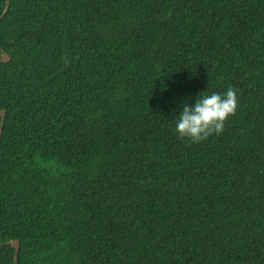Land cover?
<instances>
[{
  "label": "trees",
  "instance_id": "1",
  "mask_svg": "<svg viewBox=\"0 0 264 264\" xmlns=\"http://www.w3.org/2000/svg\"><path fill=\"white\" fill-rule=\"evenodd\" d=\"M9 3L0 242L18 263L264 264V0ZM229 87L221 133L175 132L184 100Z\"/></svg>",
  "mask_w": 264,
  "mask_h": 264
},
{
  "label": "clouds",
  "instance_id": "2",
  "mask_svg": "<svg viewBox=\"0 0 264 264\" xmlns=\"http://www.w3.org/2000/svg\"><path fill=\"white\" fill-rule=\"evenodd\" d=\"M238 103L234 87L224 92H200L194 102H182L175 117L174 130L180 137H187L192 142L205 140L213 133L223 131L225 121L236 112Z\"/></svg>",
  "mask_w": 264,
  "mask_h": 264
},
{
  "label": "water",
  "instance_id": "3",
  "mask_svg": "<svg viewBox=\"0 0 264 264\" xmlns=\"http://www.w3.org/2000/svg\"><path fill=\"white\" fill-rule=\"evenodd\" d=\"M9 8H10V3H9V0H7V5H6L3 13L0 15V20L7 14V12L9 11ZM10 59H11L10 54L6 50L2 49V53L0 56V62H8ZM0 115L2 116V122H1V128H0V136H1L3 133L2 126H3L4 120H5L6 110L5 109L0 110ZM5 244H11L12 246L15 247V249H16L15 261H16V264H19L18 263V253H19V249H20V241L17 239H12V240H9L6 242H0V245H5Z\"/></svg>",
  "mask_w": 264,
  "mask_h": 264
}]
</instances>
